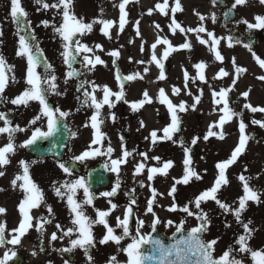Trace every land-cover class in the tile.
<instances>
[{
    "label": "snow or ice",
    "instance_id": "1",
    "mask_svg": "<svg viewBox=\"0 0 264 264\" xmlns=\"http://www.w3.org/2000/svg\"><path fill=\"white\" fill-rule=\"evenodd\" d=\"M130 2L131 0H122L119 3L120 15L117 24L116 21L103 18H94L86 22L82 15L77 16L75 13L74 0H32V3L37 6L36 11L45 12L51 16V19H42L33 27V21L30 18L25 0H8L6 14L0 20V45L4 43V24L10 21L15 26L14 35L17 38L15 56L26 60L25 76L23 78L25 87L14 97L7 96L6 90L11 85L18 84L20 81L15 74L16 65L9 63L5 56L0 53V103H10L17 107L23 106L27 108L30 106V102H37L39 110L28 121L30 126H35L31 136L20 145L15 143V134L17 132H26L29 129L19 125L13 126V121L9 118L8 113L0 111V121L3 122V126H0V135L6 134L7 139V143L0 146V168H4V166L10 164L11 157L15 155L18 148L33 146L38 141L47 140L53 136L58 131L61 122L67 120L72 115L71 110H62L60 106H53L49 102V96L61 97L66 95L67 88L63 90L60 88V77L57 76L55 67L49 62L44 50L40 47L36 27L42 25L45 29L50 28L60 39L62 50L59 55L62 58L63 65L67 68V71L64 73L63 84L67 86L69 81H78L76 92L79 95L75 99L80 103V108H77L76 111H80L81 108L92 109V114L88 117V122L84 124V127H89L90 125L93 129L92 139L86 145L84 151L79 155L71 157L70 160L71 162L84 163L98 156H106L109 162L104 164V168L116 176L115 182L110 190L99 193L101 197L109 198L107 201L109 208L106 210L95 208L94 200L97 198L96 194L92 191L91 185L84 176H77L74 179L53 183L52 188L55 196L61 200H66V206L71 215L70 226L65 227L59 222L55 223L54 227L56 230L51 233L49 240L51 244V242L69 238L70 246L60 249L54 248L53 250L61 253H72L76 249H82L87 264H95L94 256L90 250L95 249L97 244L107 245L109 242H112L117 245V253H123L126 256V260L120 261L117 255L114 254L109 256L105 264H247L248 260L251 261V264H264V247L253 248L250 243L258 229L254 226L251 218L245 219L244 216L248 211L249 202L257 206L264 203V189L257 188L252 184V181L259 180L260 176L245 175L244 173L248 171V168L245 167L244 172L237 176L243 194L237 197L232 203L220 198L222 189L230 185V180L227 175L228 169L235 165L239 158L246 153L249 141L252 139L251 135L246 132L249 125L244 121L243 110H247L253 114H264V106H253L250 102L244 103L240 111H237L234 106L230 105L229 94L235 89L239 77L248 71L247 68L237 64L235 57L231 58V64L235 73L231 85L221 87L219 91L213 89L211 92L212 102L217 106L219 113L222 114L217 121L209 125L206 134L202 137L204 141H208L210 137L224 140L227 136L224 126L234 118L238 120V142L227 159L216 163L215 167L218 172L212 185L200 191L198 195L189 198L183 205L178 203L176 196L178 192L177 186H187L193 180L199 181L203 178L192 166L193 161L191 157L192 146L196 145L201 137H193L190 145H186L183 139L179 141L173 139L174 134L180 131L181 120L178 113L187 112L189 108L195 110L196 105L201 101L203 91L201 90L200 95L193 97V104L187 105L183 100L178 104H174L165 90L160 88L157 99L160 104L167 106L171 122L162 129L152 130L149 133V137H145V139L150 138L152 145H156L158 142L172 141L174 144L179 143L182 148L184 152V159L182 161L183 172L180 177L172 178L173 183L167 192V196L172 199V203L166 210L173 213L182 212L185 216L178 222L172 219L163 220L154 211V205H158V198L163 197L165 194L153 187L151 182L154 181L157 175L167 177L169 170L174 167V161L171 159L164 160L160 156H149L148 152H139L138 155L142 159L133 164L132 175L134 178L141 177L145 174V171L147 172L146 179L149 183L146 185L144 179H140L138 186L140 188L148 187L150 190V196L146 200L145 211L143 213L144 216L151 215L152 217L148 225L150 231H143L145 228V220L135 213L134 206L137 204L135 187L125 191L124 194L128 197V202L124 205L122 217L117 216L115 218V226L110 224L109 217L120 207L111 198L117 196L121 190L123 184L122 166L130 162L129 158L133 157L135 150L129 151L125 146L124 137L120 136L121 155L112 158L116 149L111 145L110 141L105 147L104 142L107 139V134L101 130V126L106 120H111L113 123L116 122L117 115L112 109L116 107L118 102L123 101L129 105L131 111L137 112L146 104H151L153 98L147 90H144L142 98L131 102L126 99L125 82L143 79V76L139 72L128 75L121 74L117 66V61L121 56L118 48L106 52V55L112 58V65L116 69L115 80L119 88L118 91H113L107 84L100 85L94 80L80 79L86 72L94 71L97 65L107 67V62L101 58V55L97 54V50L99 52L105 51L103 46L99 43L90 46L83 42V38L92 33L94 25L96 24L102 25L100 32L109 40L112 39L110 30L113 27L117 28V35L122 33L126 23H128L126 19L128 12H126L125 8ZM219 2L220 0H212L213 5ZM249 2L250 0H233L228 10L224 13L225 18L233 13L238 6H245ZM259 4L264 5V0H259ZM154 10L165 16H168L170 11L172 14L169 24L170 31L173 35L177 33V30L185 34V42L178 46H173L167 36H158L155 42L151 44V57L148 63H154L159 68V80L166 79L164 61L174 51L180 49L191 50L193 48V45L187 39V33H195L199 44L208 46L209 51L214 54L215 60L221 63L225 60L220 50L222 41L226 40L229 48L233 47L234 44L243 43L232 35H228L227 37L218 36L214 31L208 30L203 23L196 28L182 27L175 19V14L184 10L181 0H174L172 6L169 5V0H162V2L158 0L154 8L148 9V15H151ZM197 15L201 22L209 19V17H205L199 13ZM210 19L213 24L217 22V17L214 13ZM253 19L255 22L241 19L237 23L246 25L249 31L264 30V15H254ZM134 23L136 35L141 36L139 30L140 21L137 20ZM155 28L160 29V25L156 24ZM201 33H205L207 39L203 38L200 35ZM158 45L167 46L159 57L156 54ZM243 47L251 53L258 66L264 69V58L257 55L252 45L243 43ZM140 51H144V44L141 45ZM131 60L132 58L129 57L130 62ZM137 63L142 64L144 61H137ZM76 65H80V67L78 68ZM193 67L197 70L196 76H190L185 70L183 74L184 88L181 89L180 87L173 86L171 89L172 95L179 96L182 90H187L190 80L195 83L199 79L201 82L207 83L205 78L206 62H198ZM39 68H42V71L38 72L37 69ZM148 71L149 69L145 67L144 72L147 73ZM229 75L230 73L222 67L213 78L222 79ZM257 79L264 81V76H259ZM250 91L251 89L241 93L246 101L248 100ZM97 93H102V96L98 97ZM187 95L192 96L191 91H187ZM113 97L115 98L114 100L112 99ZM105 106L109 110L107 116L102 114ZM41 121H46V131L42 130V126H37L38 122ZM251 124L264 129V119L253 118ZM144 126V121L141 120L140 128ZM64 127L67 128V125L65 124ZM214 129H218L219 131ZM158 132H161L162 135H158ZM69 134L71 137L77 136L76 132H71L70 130ZM149 160L156 161V165L149 166ZM37 162L35 160L28 162L21 159L19 161L21 171L11 181L13 190L19 188L23 193V199L18 204L21 219L18 221V227L11 229L7 235L6 222L0 221V248H6L3 255L0 256V264H9L14 257H17L15 246L21 244V238L29 232V229L35 228L42 237L46 231L45 225H50L55 220L54 210L51 205L46 203L43 189L39 187L30 174L31 166ZM58 167L64 174L73 177L74 169L69 167L68 164L58 162ZM4 175L5 172L0 171V177ZM78 190L83 191V198L81 199L77 198ZM0 191H4V189L0 188ZM209 201L214 202L223 215H231L234 218L235 224L242 229V232L235 234L234 242L229 244L219 256L216 255V246L221 237L217 236L211 239H205V236L210 231L213 220L210 212L206 211L202 205L207 204ZM41 205L46 207L47 215L40 217L32 216L30 214L31 210L38 209ZM87 206L93 208L96 215L95 219L87 214ZM5 213L6 209L0 207V214ZM188 218H194L197 222L196 225L190 228L187 227ZM133 220L135 221L134 229L131 227ZM161 224L166 228L175 229L172 236L168 238L172 241L171 243H165L163 239L153 235L158 231V226ZM96 225H102L105 229V233L99 239H97L93 232ZM231 227L232 224L225 220L224 228L228 229ZM117 229L120 230V234H116ZM58 232L60 233L59 236L57 235ZM8 236H11V238H8ZM124 240L130 242L126 246H121V242ZM8 245H12L13 247L7 248ZM33 255H35V252ZM64 264H69V261L65 260Z\"/></svg>",
    "mask_w": 264,
    "mask_h": 264
},
{
    "label": "flooded vegetation",
    "instance_id": "2",
    "mask_svg": "<svg viewBox=\"0 0 264 264\" xmlns=\"http://www.w3.org/2000/svg\"><path fill=\"white\" fill-rule=\"evenodd\" d=\"M172 2L174 4V0H172ZM181 2L184 10L182 12L176 13L175 19L181 24L182 27L196 28L201 23H203L208 30L214 31L218 36L227 37L228 35H232L243 43L251 44L257 55H259L261 58H264V30L249 31L246 25L237 23V21L241 19H247L250 22H255L253 19L254 15H264V5L259 4V0H250L247 5L238 6L237 9L233 13L229 14L227 18H225L224 13L228 10L233 0H220V2L216 5H213L212 0H181ZM197 13L204 15L205 17H209V19L201 22ZM213 13L217 17V22L215 24H213L210 19ZM171 18L172 14L170 11L168 16H165L158 11L152 12L149 23L154 31V38L152 39L153 41H155L158 36H167L173 46H178L185 42V34L180 33L179 30H177V33L173 35L170 31L169 24L171 22ZM156 24L160 25V29L155 28ZM200 35L207 39L205 33H201ZM187 39L193 45L191 50L180 49L174 51L168 57V59L164 61V70L166 75L165 80H159V68L154 63H148L147 67L149 71L147 73H145L144 70H135V72L141 73L143 79L131 81V84L133 85H125L126 99L128 101L131 102L142 98V93L144 90H147L149 95L153 98V102L151 104H146L137 112L131 111L129 105L125 104L123 101L118 102L116 107L112 109V111L117 115L116 122L113 123L111 120H106L101 126V130L107 134V139L104 142L105 147L110 141L111 145L116 149L112 158H116L121 155L120 136L124 137L125 146L129 151L135 150L133 157L129 158L130 162L127 165L122 166V188L118 192L117 196L111 198L114 203L120 205V207L116 209L117 212L114 214L112 213V215L109 217V221L112 226H115V218L117 216L122 217L124 205H126L128 202V197H126L124 194L125 191L135 187L137 196V204L134 206L135 213L137 216L145 220V228L143 231H150L148 225L152 217L151 215L144 216V210H142L143 207L146 206V200L150 196V190L148 187L140 188L138 186V181L140 179H144L146 185L149 183L146 179L147 172L145 171V174L141 177L134 178L132 175L133 164L136 161L142 159L138 155L139 152H148L149 156H160L164 160L171 159L174 161V167L169 170V175L167 177L157 175V177L151 183L152 186L155 187L159 192L165 194L163 197L158 198V205H154V211H156L163 220L172 219L177 221L175 217L167 214L169 212L166 209L172 203V199L167 196V192L173 183L172 178L180 177L182 175V161L184 159V152L179 143L174 144L172 141H163L158 142L156 145H152L150 138L147 140L145 139V137H149V133L152 130L162 129L171 122V117L167 110V106L160 104L157 99L160 88L165 90L166 94L174 104H178L181 100H183L187 105L193 104V97L200 95L201 90L203 91L201 101L196 105L195 110L189 108L187 112L178 113L181 120L180 131L175 133L173 137V139L177 141L183 139L186 145H190L191 139L193 137H201L198 143L192 146L191 157L193 161L192 166L197 172L201 174L202 177L205 173V170H203L202 167V156L209 155L210 158L212 157L210 168L211 171L207 184L204 187H197L196 195H198L200 191L212 185L218 172L215 167L216 163L227 159L230 156L232 149L238 142V120L235 118L224 126V130L227 132V136L224 140H220L216 137H210L208 141H204L202 139V137L206 134L209 125L214 121H217L219 116L222 114L219 113L217 106L213 104L211 92L213 89L219 91L221 87H228L231 85L232 79L235 75L231 64L232 57L236 58V62L239 66L247 68L248 71L239 77L235 89L229 94L230 105L234 106L237 111L242 110V106L246 102H250L253 106H264V81L257 79L259 76H264V69H261L258 66L251 53L245 47H243V43L234 44L233 47L229 48L227 46V41H222L220 50L222 55L225 57V60L223 63H221L215 60L214 54L209 51L208 46L199 44L195 33H187ZM166 47V45L157 46L156 54L158 57L162 55V52ZM150 57L151 53L147 55L148 61L150 60ZM201 61H204L207 64L205 69V78L207 83L201 82L199 79H197L195 83L190 80L188 82L187 90H182L179 96L172 95L171 89L173 86L180 87L181 89L184 88V71L186 70L190 76H196L197 70L193 67V65ZM58 63L56 64H58L57 66L59 68L63 67L62 63ZM76 67L79 68L80 65H76ZM222 67L228 71L230 75L222 79H214L213 77L217 75L219 69ZM63 72H61V69L57 72V76L60 77V86L62 89L74 88V93L72 94L71 99L76 101V108L69 109L66 107L65 109V107L62 106V103L59 106L62 110H71L72 112V115L66 120L70 126L71 132L73 131V120L77 114H81V138H69L61 159H57L53 156L36 157L34 155H30V161H38L36 163L38 165L40 163L39 161H42V158L49 159L47 165L50 169L56 168L58 162H64L68 164V166L70 163L72 164L70 167H74V173L84 176L89 183L90 174L94 177V179H97L98 177V179L94 181L95 184L100 182L101 176H104L105 173L107 177V184L104 187L91 189L97 197L94 200L95 208L106 210V207L109 206L107 202L109 198L101 197L99 193L110 190L115 182L116 176L114 173L107 171L104 168V164L109 162L108 157L106 156H98L94 159H89L84 163L71 162L70 158L75 155H79L82 151H84L86 145L92 139L93 129L90 125L89 127H84V124L88 122V117H90L92 114V109L81 108L80 111H76L77 108H80V103L75 99V97L79 95V93L76 92V85L78 81H69V84L65 86L63 84ZM115 72L108 76H86L87 73H90L86 72L85 75L80 79H86L89 81L94 80L100 85L107 84L113 91H118L119 88L115 80ZM249 89H251V91L248 100L246 101L241 93ZM187 91H191L192 96L187 95ZM97 95L98 97L102 96V93H97ZM48 99L53 106H57L66 98L53 95L49 96ZM112 99L114 100L115 98L113 97ZM38 110L39 105L37 102H33V106H29L27 108L23 106L17 107L10 103H0V111L8 113L9 118L13 121V126L19 125L29 129L26 132H17L15 134V143L17 145L23 143V139L31 129L29 127L28 121L38 112ZM108 111L109 110L107 106H105V108L102 110V114L107 116ZM243 118L245 123L249 125L246 129V132L251 135L252 139L249 141L246 153L241 156L237 163L231 166L227 172L230 180L229 186L231 187V190L233 189V185L238 187L237 189L239 193L237 197L243 194L241 184L237 180V176L244 172L245 167L248 168V171L244 173L245 175L260 176L259 180L252 181L253 185L262 189V185H264V129L257 125L251 124V120L253 118L264 119V114H253L247 110H243ZM141 120H143L145 124L143 128H140ZM0 126H3L2 121H0ZM37 126H42V130H47L46 121L38 122ZM34 127L35 126H33V129ZM214 130L219 131L218 129ZM158 135H162V133L158 132ZM6 143V134L0 135V146H3ZM42 143L44 144V142ZM25 154V148H18L15 155L11 157L10 164L4 166V168H0V171L5 172L8 167L12 166V163H17L19 158H22L23 156L25 157ZM14 157H17L18 159L15 160ZM148 164L149 166H155L156 161L149 160ZM2 177H0V179ZM193 182L197 181L193 180ZM191 184L192 182L187 186H190ZM2 185L3 183L0 182V188L4 189V193H7L10 188V182H8L5 186ZM187 186H177L178 192L176 196L180 205H183L180 197L185 196L184 192ZM229 186H226L222 189L220 193V198L222 200L232 197V194H227ZM81 198H83V195L80 197V199ZM165 198H168L170 202L168 203ZM232 199H234V197ZM209 203L213 204L214 202L209 201ZM38 209L41 210L42 206ZM44 209V213H38L33 216H46V207H44ZM86 212L92 216L93 219L96 218L95 212L91 206L86 207ZM179 215L182 217L181 214ZM68 221L70 222V219L59 220V216L55 213V220H53L52 224L45 225L46 231L42 237L40 233L35 230V228L29 229V232L21 238V244L15 246L17 257H14L13 260L9 262V264H59L60 260L62 261V264H64L65 260H68L69 264H87V260L82 249H76L72 253H61L59 251L53 250L54 248L60 249L63 247H69V238H65L62 241L57 240L55 242H51V244L49 243L51 233L56 230L54 227L55 223L59 222L67 227L70 226V223H67ZM131 227L133 229L135 227L134 220L132 221ZM95 228L93 230L94 235L97 237V239H99L105 233V229L102 225H96ZM158 228L162 231H165L166 233H169L174 229L166 228L163 226V224L159 225ZM116 234H120L119 229H117ZM57 235L59 236L60 233L58 232ZM102 246L104 245L97 244L95 249H91L90 251L92 255L94 256V254L99 253ZM12 247L13 246H11V248ZM34 252L35 255H33ZM2 255L3 253H0V256ZM95 264H101L100 260H95Z\"/></svg>",
    "mask_w": 264,
    "mask_h": 264
},
{
    "label": "rangeland",
    "instance_id": "3",
    "mask_svg": "<svg viewBox=\"0 0 264 264\" xmlns=\"http://www.w3.org/2000/svg\"><path fill=\"white\" fill-rule=\"evenodd\" d=\"M7 2L8 0H0V17L3 18L7 11ZM158 2V0H131L130 6L132 10L128 13L127 21L125 25V29L122 33L117 35V28L113 27L110 32L112 39L109 40L107 37H105L101 32L100 28L102 25L96 24L94 25L92 33L85 36L83 38V42L91 45L94 44H101L104 48V52H99L97 50V54L101 55V58L107 62V67L102 65H97L96 69L88 75L90 76H108L110 73L112 74L113 71H115L113 65H112V58L108 55L106 56V52L113 49H119L121 52V56L119 60L117 61V66L119 68V71L122 75H128L135 72V70H144L145 67H147V49H149L148 42L150 41V38L153 35V29L151 26H149L147 23H149L150 15H148V9L154 8L155 4ZM159 2H162V0H159ZM25 4L27 5V10L29 11L30 18L33 21V27H35L39 21L42 19H51L50 14L45 12H39L36 11L37 6L32 3V0H25ZM188 4V2H187ZM117 5V6H114ZM119 0H74V10L77 16H83L85 18V21H91L92 19H99L100 16L98 14V11L102 8H107L111 12L112 20L116 21L118 24L119 21V15L118 12L119 8ZM169 5H173L172 0H169ZM155 11V10H154ZM139 20V30L141 33V36L136 35V27H135V21ZM13 25L10 21L5 22L4 29L9 27V30H11V26ZM152 30V31H151ZM13 32V33H12ZM15 31H11L9 36H4L3 40H6L9 42V44H3L0 45V50L3 51V55L6 59H8V62L11 64L16 65L15 74L17 78H23L22 72H23V66L25 62L21 60V58L15 57L12 59V53L14 55V51L16 50V36L14 35ZM36 34L38 41L40 43L41 48L44 50L46 57L54 64L55 70L59 71L60 68L56 64L57 61L61 60L59 53L62 50L61 49V42L60 39L51 31L50 28L45 29L42 25L40 27H36ZM144 44V51L141 52L140 48L141 45ZM6 45V46H5ZM105 54V55H104ZM129 57L132 58L131 62L129 61ZM137 61H144V63H137ZM24 63V64H22ZM148 68V67H147ZM66 69V68H65ZM56 71V74H57ZM64 69L61 67V72H63ZM130 85H133L130 83ZM19 88L18 84H13L10 88L11 93H15L12 91L15 89L17 91ZM62 89V87L60 86ZM65 89V88H64ZM63 90V89H62ZM74 93V88H67V94L62 96L63 98H66L63 102H60L58 106L62 103V106L67 108H76V101L72 98V94ZM32 102H30V106H32ZM73 125V132L77 133V136L75 138H81V128H82V116L81 114H77L75 119L72 122ZM29 127H31L29 125ZM29 137H26L28 139ZM74 138V137H73ZM223 144V143H221ZM28 157V155H26ZM211 159L209 155L202 156L203 160V170H206L203 178L197 182H192L190 186H187L185 189V196L180 197L182 203H186L189 198H192L196 195L197 187H204L207 184L210 171H211ZM21 160V159H20ZM42 163L43 161H39ZM47 167V166H46ZM42 166H39L38 169L35 171L36 175L33 180L39 185L40 188L43 189L45 193V198L50 205H54V212L58 213L59 220H63L65 218L71 219L70 212L68 208L66 207V200H61L60 198L56 197L52 188V185L54 182H63L65 180L71 179V177L67 176L63 172L54 171H45ZM48 168V167H47ZM206 168V169H205ZM8 171H20L19 170V162H17L14 166L8 167L5 171V174ZM11 174V173H9ZM3 182L6 181L5 178L2 179ZM264 189V185H262ZM238 187L233 185V189L231 190V187L229 186L227 194H232V197H229L228 199H224L229 203H232L234 200H236V197L239 193ZM240 189V188H239ZM7 195V196H6ZM5 199L11 200V201H4L3 197V191L2 195H0V203L9 204L7 207V213L4 215V222L9 223L10 227L8 229H13L17 227L18 221L21 219L19 210L16 213L13 210V205L16 203V201L21 197H23V193L18 191H14L12 193L6 194ZM8 197V198H7ZM234 197V199H232ZM165 200L169 203L170 200L168 198H165ZM202 207L209 211L212 216V226L210 228L209 233L205 236L206 239H211L217 236H220L221 239L216 246V255L219 256L223 250L226 249V247L234 242L235 234L242 232V229L239 228L234 222V218L231 215H223L221 213V210L217 207L215 203L210 204L209 202L207 204L202 205ZM145 211V206L143 209ZM167 214H170V216L175 217L177 222L185 216L182 212H169ZM181 214L182 217L179 215ZM69 216V217H66ZM245 219L251 218L254 222V226L258 229V231L255 233L253 239L250 241L251 246L253 248H261L264 247V203L260 204L259 206L253 204L252 202H249V208L248 211L244 214ZM16 220V221H15ZM225 220L232 224L231 228H224V222ZM12 221V222H11ZM67 223H70L69 221ZM196 220L194 218H188V225L187 226H195ZM164 226V225H163ZM50 228V227H49ZM95 228V227H94ZM96 229V228H95ZM94 230V229H93ZM6 232H10L7 231ZM7 235V234H6ZM8 238H11V236H8ZM130 241L124 240L121 243V246H125L126 243ZM11 245H8L7 248H10ZM114 248H117V245H115L112 242H109L107 245H104L101 247V251L104 253L103 256L107 257L108 255H113L116 251ZM2 249V248H1ZM4 249V248H3ZM1 250L0 253L4 252L5 250ZM112 250V251H110ZM101 252V253H102ZM96 253V252H95ZM100 252L94 254L95 260H100L102 258V254ZM100 255V257L98 256ZM99 257V258H98ZM117 257L119 260L124 259L126 260V256L123 253H117ZM104 261V260H103ZM62 261L60 260L59 264ZM247 264H251V261L248 260Z\"/></svg>",
    "mask_w": 264,
    "mask_h": 264
},
{
    "label": "water",
    "instance_id": "4",
    "mask_svg": "<svg viewBox=\"0 0 264 264\" xmlns=\"http://www.w3.org/2000/svg\"><path fill=\"white\" fill-rule=\"evenodd\" d=\"M64 123H61L58 131L54 133L53 136L49 137L47 139V145L43 148V149H37L36 144L33 146L28 147V149H30L32 152L34 153H38V154H45V153H59L62 150V147L64 145V141L66 140L67 136H68V132L67 129L64 127ZM167 236V237H163L161 236L160 238L163 239L165 241V243H171L172 241H170L168 238L171 237Z\"/></svg>",
    "mask_w": 264,
    "mask_h": 264
},
{
    "label": "bare ground",
    "instance_id": "5",
    "mask_svg": "<svg viewBox=\"0 0 264 264\" xmlns=\"http://www.w3.org/2000/svg\"><path fill=\"white\" fill-rule=\"evenodd\" d=\"M121 2H122V0H119V3H121ZM101 10H102V15H101ZM101 10L98 11V14H99L100 18L112 20V16H111L110 10H108L107 8H102ZM125 10L128 13L132 10V8L130 6V3L128 5H126ZM118 12H119V10H118ZM126 19H127V17H126Z\"/></svg>",
    "mask_w": 264,
    "mask_h": 264
}]
</instances>
